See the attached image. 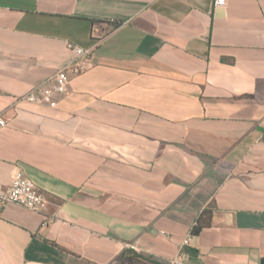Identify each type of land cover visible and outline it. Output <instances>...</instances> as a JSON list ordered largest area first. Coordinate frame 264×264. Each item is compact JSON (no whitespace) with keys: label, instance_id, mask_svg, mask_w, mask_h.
<instances>
[{"label":"crops","instance_id":"obj_1","mask_svg":"<svg viewBox=\"0 0 264 264\" xmlns=\"http://www.w3.org/2000/svg\"><path fill=\"white\" fill-rule=\"evenodd\" d=\"M215 1L0 0V195L49 201L0 212V264H264V0Z\"/></svg>","mask_w":264,"mask_h":264},{"label":"built area","instance_id":"obj_2","mask_svg":"<svg viewBox=\"0 0 264 264\" xmlns=\"http://www.w3.org/2000/svg\"><path fill=\"white\" fill-rule=\"evenodd\" d=\"M226 0H216V7H225ZM69 48L73 49L79 57H87L89 51L78 47L76 45L70 44ZM86 69L83 66H68L60 69L53 79L51 80L52 86L44 88L39 86L26 97L31 102L39 101L37 94L42 95L40 101L44 103H52L56 95H64L68 92V83L70 80V73L80 74ZM44 86V85H43ZM44 88V89H43ZM9 126V123L3 119L0 115V130ZM17 205L29 210L44 212L46 211L49 201L46 196L40 191V189L35 185V183L30 180L22 171H17L13 177L12 185L10 190L0 195V212H2L6 206ZM190 239L184 241V246L188 245ZM132 250L135 249L134 246H130ZM171 264H181L179 259H175Z\"/></svg>","mask_w":264,"mask_h":264},{"label":"trees","instance_id":"obj_3","mask_svg":"<svg viewBox=\"0 0 264 264\" xmlns=\"http://www.w3.org/2000/svg\"><path fill=\"white\" fill-rule=\"evenodd\" d=\"M212 210H205L197 222V229H202L211 225ZM123 258H126L129 264H160L152 258L144 257L135 252H129L127 255H124Z\"/></svg>","mask_w":264,"mask_h":264},{"label":"water","instance_id":"obj_4","mask_svg":"<svg viewBox=\"0 0 264 264\" xmlns=\"http://www.w3.org/2000/svg\"><path fill=\"white\" fill-rule=\"evenodd\" d=\"M196 234H198V233H196Z\"/></svg>","mask_w":264,"mask_h":264}]
</instances>
